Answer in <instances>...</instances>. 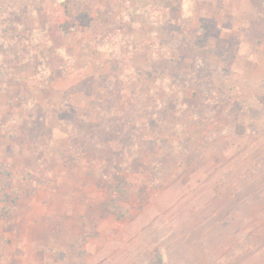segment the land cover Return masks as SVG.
<instances>
[{"label":"rangeland","instance_id":"1","mask_svg":"<svg viewBox=\"0 0 264 264\" xmlns=\"http://www.w3.org/2000/svg\"><path fill=\"white\" fill-rule=\"evenodd\" d=\"M65 4L0 0V21L29 28L32 52L0 72V264H264V0H71L72 17ZM153 37L167 46L156 71ZM183 39L199 55L183 69L202 55L210 67L184 85L190 108L152 115L158 98L181 101L149 81L164 66L177 77ZM108 91L111 178L94 150L61 152V115L100 125ZM32 100L38 131L18 119Z\"/></svg>","mask_w":264,"mask_h":264},{"label":"trees","instance_id":"2","mask_svg":"<svg viewBox=\"0 0 264 264\" xmlns=\"http://www.w3.org/2000/svg\"><path fill=\"white\" fill-rule=\"evenodd\" d=\"M71 4V0H66V4L65 6L66 8V13H68V15L70 16L71 10L69 5ZM106 10V8L104 10H101V12H104ZM109 9L107 8V11ZM106 13V12H105ZM72 17V16H70ZM82 22L81 20L77 23ZM70 23V22H69ZM68 21L65 22V24L63 25V29L65 31H68L69 29H71V27L73 25H69ZM117 25V24H116ZM24 27H19L17 29L19 30H14V28H12L10 23H6V22H2L0 21V43L3 44L4 46V50H5V54H6V58H8V61H3L0 62V72L2 73H6L8 71V69H11V66L13 64H11L12 61H15L17 59L19 60H30L31 56H32V52L29 49H25V44L26 39H25V31L29 30L28 27H26L27 30L24 29V31L19 35L20 31L23 29ZM107 30H111L109 33H111L112 31L113 34L117 37H119V43H117L116 45H114L113 41H110V45L111 46H117L119 44H121V39L120 37H122L121 35V30L117 27V26H113L111 25ZM30 32V31H29ZM16 35H15V34ZM116 33V34H115ZM19 35V36H18ZM102 35V34H101ZM101 35H99L100 37H98V40H102ZM103 36V35H102ZM110 38L112 37V33L109 34ZM116 37V38H117ZM155 37V36H154ZM153 39H149L146 40L144 43L149 46L152 49V55H153V64L152 65V69H154L156 71V69L158 68L157 64V60L159 61L162 55V51L164 49H166V45L162 44L159 39L154 38ZM24 42V43H23ZM186 39H183L182 42H180V54H179V59H173L171 60L170 66L171 67H177V65L179 64V61H181L180 65L181 67H177L178 73H177V77L174 78V80L169 77V73H170V67L168 66H164V70L161 72H165L164 73V77L163 78H158V77H152L151 76V81H149V84L151 85L153 90H157L159 89V87L161 88H165L168 90L169 92H172L174 90L179 91V96L181 99V101H176L175 103V109H172L171 107L166 106V100L162 99V98H158L155 102V107L149 109V113L152 115H158L160 114V111H163L162 114H166L170 115V114H174L175 112L181 113L184 109L190 108V106L188 105V103H184L182 101V92L185 89V84L187 82V80L191 79V80H200L203 76H199L202 72L203 69H208L210 67V63L206 60H204V56L202 55L203 58L199 59L200 61H198L199 64L195 65L193 67V70L191 72L186 71L184 68V63L186 62V57L190 56L193 57V60L196 61L199 57L198 54H195V52H198V48H196L193 44H186ZM106 43H108V41H106ZM129 48L133 46V43H131V41H129ZM106 49L108 48V45L106 46ZM179 49V48H178ZM11 61V62H9ZM184 62V63H183ZM11 64V65H10ZM163 67V66H161ZM199 69H196L198 68ZM167 69V70H166ZM169 69V70H168ZM153 70V71H154ZM138 73H140V71L137 69ZM154 71V72H155ZM173 77V76H172ZM169 81L167 84L166 82ZM117 92V91H116ZM114 92V93H116ZM214 93H211V95L205 96L204 100H203V107L201 108V113L204 114L205 111H207L208 109H212L215 101H216V95H213ZM114 99V94L113 92L108 91V98H107V103L106 105V110H107V116L101 121V124L97 126L98 123H93V125H91L90 127H87L85 124H92L90 122L87 121H83L79 118H76V116H71L67 113L61 115V122H63V124H65L68 128V132L69 134V145L66 146V148H62L64 151L61 150L62 153H64V155H67L66 152L68 153V155H70L71 157H75L78 158L80 157L81 154H83L85 151L87 150H94L95 154H96V161H98L99 165H100V173L104 175V177L107 178H111V172L110 169L111 167L109 165H111V163L109 162L110 160V156L112 155L110 151V144L108 142H106L101 136L112 132V130H109L110 128L114 127L115 121H114V115H115V111L113 109V105L112 104V100ZM22 108H25L24 113L22 114V116H18L19 121L22 120L23 122H26L27 125L32 126L33 128L36 127L37 131L38 128L41 129L44 126V122H43V116L42 114L38 111V107H37V102L35 100L30 101V103L26 106L24 105ZM131 108V107H130ZM129 108V110H130ZM134 111L135 110H131ZM207 114H212L211 110L210 112L207 111ZM130 113V111H129ZM137 113V112H136ZM123 117H128V116H124V115H129L128 112L123 113L122 114ZM108 118V119H107ZM168 118V116H167ZM41 125V126H40ZM116 127V126H115ZM88 130H90L89 134H87ZM116 132V130H114ZM113 131V132H114ZM97 133V136H94ZM92 134V135H91ZM114 156V155H113ZM113 161L115 159V156L112 158ZM109 162V163H107ZM108 171H107V170Z\"/></svg>","mask_w":264,"mask_h":264},{"label":"crops","instance_id":"3","mask_svg":"<svg viewBox=\"0 0 264 264\" xmlns=\"http://www.w3.org/2000/svg\"><path fill=\"white\" fill-rule=\"evenodd\" d=\"M19 255H21V254H19ZM23 255V254H22ZM33 256H32V258H30V257H26V260L24 259V261L27 263V264H32V260L33 259H35V260H33V264H48L47 262H45L44 261V259H43V257L41 256L40 258H39V260H38V258H37V255L38 254H32ZM6 258V257H5ZM29 262V263H28Z\"/></svg>","mask_w":264,"mask_h":264}]
</instances>
